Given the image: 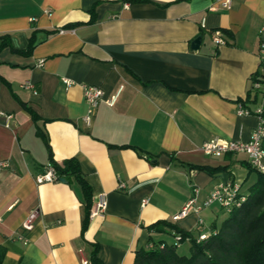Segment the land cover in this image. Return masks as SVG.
<instances>
[{"label": "crops", "instance_id": "crops-1", "mask_svg": "<svg viewBox=\"0 0 264 264\" xmlns=\"http://www.w3.org/2000/svg\"><path fill=\"white\" fill-rule=\"evenodd\" d=\"M224 1L0 2V160L11 163L0 171L2 264H82L95 244L103 264H135L151 237L175 242L173 232L150 225L168 220L209 234L223 212L218 203L204 206L213 189L232 180L247 196L257 178L248 156L201 150L214 138L249 141L258 117L239 107L263 103L251 88L255 74L264 76V0ZM84 84L107 98L124 86L114 106L100 103L90 125ZM44 136L55 161L79 162L92 208L100 194L107 198L105 214L90 218L84 234L79 181L37 183L51 162ZM196 190L201 212L176 218Z\"/></svg>", "mask_w": 264, "mask_h": 264}, {"label": "trees", "instance_id": "trees-1", "mask_svg": "<svg viewBox=\"0 0 264 264\" xmlns=\"http://www.w3.org/2000/svg\"><path fill=\"white\" fill-rule=\"evenodd\" d=\"M3 43L0 44V48ZM31 47V46H30ZM28 49V52L30 50ZM264 76L255 74L253 82L264 81ZM255 91L257 99L259 91ZM252 95V94H251ZM36 120V114L27 107ZM45 144L51 158L50 164L55 169L59 180L65 178H75L79 181L85 206L86 216L83 223L82 233L84 234L90 223V213L92 209V190L81 171L76 158H69L59 163L54 160L49 138L44 136ZM198 169H213L196 166ZM251 171H256V181L249 187L246 200L241 206L234 208L231 212H226V217L220 223H214L208 236L202 240L200 234L186 231L177 224L160 220L149 226L151 232H168L181 234V243L190 242V253L180 254V245L168 243L164 240L155 241L150 238L152 246L144 248L136 253L135 264H264V172L249 166ZM201 233V232H200ZM99 246L94 245L91 253L90 264H103L98 257ZM5 257V248L0 246V264Z\"/></svg>", "mask_w": 264, "mask_h": 264}, {"label": "built area", "instance_id": "built-area-1", "mask_svg": "<svg viewBox=\"0 0 264 264\" xmlns=\"http://www.w3.org/2000/svg\"><path fill=\"white\" fill-rule=\"evenodd\" d=\"M3 0H0V2ZM231 0H225L223 2L224 7H229ZM214 40L218 44H224L225 40L220 31L214 32ZM261 54L264 57V39L261 42ZM43 60L41 61V64ZM63 81L70 86L73 84V81L69 78H63ZM26 88H32L31 84L25 85ZM253 89L258 90L263 95V103L260 104L256 109L252 110L243 106L239 107L240 115H249L255 114L258 117V124L253 130L251 139L249 141L242 140H231L224 138H214L204 142L201 146V150L208 155L222 156L225 153H245L248 156L250 165L253 168L259 169L264 172V81L257 80L252 84ZM84 97L88 104L87 112L84 116V121L90 125L93 119V116L100 105L101 102L107 103L109 106H114L118 101L121 93L124 90V86L121 85L118 90L112 94L110 97H105V91L102 87L91 84H84ZM8 118H11L12 115H7ZM11 166V163L7 159L0 160V171L7 169ZM37 183L42 184L45 182H54L58 181V175L55 169L49 164L46 168V171L43 174H40L36 178ZM124 184H121L123 187ZM196 194L193 195L182 211L176 216V218H181L189 215L190 213H200L203 209V206L198 205L197 200V190ZM246 200V196L242 193L241 187L238 183L229 180L223 183L218 184L213 191L210 193L209 197L204 202V206L209 207L214 203H218L221 209L225 212H231L234 208L239 207ZM146 202V201H145ZM107 198L105 194H100L96 200L95 205L93 206L90 218L93 219L97 216H103L107 209ZM37 217V210L32 211L25 222L23 223L22 228L25 231H30L35 225V220ZM199 227L205 225V221L202 217H199L198 220ZM208 236L206 231H201L199 239L202 240ZM18 239H21L24 243L28 242V239L25 235H18ZM175 244H181V234H175ZM82 264H90V261L87 259H82Z\"/></svg>", "mask_w": 264, "mask_h": 264}, {"label": "rangeland", "instance_id": "rangeland-1", "mask_svg": "<svg viewBox=\"0 0 264 264\" xmlns=\"http://www.w3.org/2000/svg\"><path fill=\"white\" fill-rule=\"evenodd\" d=\"M219 206V205H218ZM222 210V209H221ZM226 215H227V213L225 212V211H223L222 213H221V215H220V219H219V221L218 222H221L222 221V219L224 218V217H226ZM178 252L180 253V254H186V255H188L189 253H190V242L189 241H186V242H183V243H181L180 244V246H179V248H178Z\"/></svg>", "mask_w": 264, "mask_h": 264}, {"label": "water", "instance_id": "water-1", "mask_svg": "<svg viewBox=\"0 0 264 264\" xmlns=\"http://www.w3.org/2000/svg\"><path fill=\"white\" fill-rule=\"evenodd\" d=\"M200 44H201V37H198V38H196V39L193 41V43H192V48H193V49H199ZM61 181H62V182H67V179H65V178H61Z\"/></svg>", "mask_w": 264, "mask_h": 264}]
</instances>
